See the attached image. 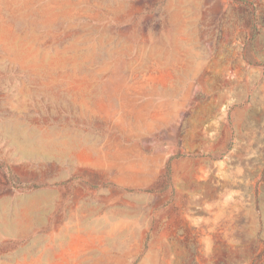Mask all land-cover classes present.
I'll list each match as a JSON object with an SVG mask.
<instances>
[{"label": "rangeland", "instance_id": "1", "mask_svg": "<svg viewBox=\"0 0 264 264\" xmlns=\"http://www.w3.org/2000/svg\"><path fill=\"white\" fill-rule=\"evenodd\" d=\"M0 264H264V0H0Z\"/></svg>", "mask_w": 264, "mask_h": 264}]
</instances>
